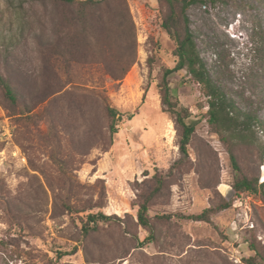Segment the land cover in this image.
I'll list each match as a JSON object with an SVG mask.
<instances>
[{"label": "rangeland", "instance_id": "1", "mask_svg": "<svg viewBox=\"0 0 264 264\" xmlns=\"http://www.w3.org/2000/svg\"><path fill=\"white\" fill-rule=\"evenodd\" d=\"M83 1L0 0V72L17 98L0 87V264H264V188L240 196L232 188L237 176L264 181V133L235 142L237 172L208 123L201 85L175 71L172 95L195 124L184 156L159 93L177 60L162 28L167 3L101 0L82 12ZM187 13L213 80L264 118V0L198 3ZM54 23L77 38L70 60L47 51ZM158 185L151 235L138 196ZM229 201L211 222L183 217ZM99 211L119 219L85 231L87 214Z\"/></svg>", "mask_w": 264, "mask_h": 264}, {"label": "trees", "instance_id": "2", "mask_svg": "<svg viewBox=\"0 0 264 264\" xmlns=\"http://www.w3.org/2000/svg\"><path fill=\"white\" fill-rule=\"evenodd\" d=\"M46 1V0H35ZM58 4L73 5L76 0H49ZM167 3L169 11L166 14L162 28L172 37L176 43V65L173 68H166L163 73L161 82L159 83V93L161 102L164 106V112L168 113L171 119L174 121L179 136V149L185 156L189 153V145L191 143L193 134L195 133V124L188 122L187 119L191 117L190 110L180 104L177 98L172 95L171 86L169 82V76L182 69H186L188 73L201 85L202 92L207 98V117L208 123L212 127L215 134H217L222 142L227 144L230 158L233 167L237 172H241V168L238 162V158L233 151V145L235 142L242 144H250L259 139L258 132L260 130L264 133V118L257 112L246 110L240 107L234 99L229 97L225 90L213 80L209 73L207 64L201 56V52L198 48L195 36L190 27V17L187 13L188 7L194 4H214L219 0H161ZM101 0H85L81 4L82 12L87 9H92L100 4ZM87 8V9H86ZM89 15V14H88ZM87 13L84 12L80 15L79 19H82L84 24L89 21ZM73 22V20H71ZM53 38L49 42L47 51L53 58L67 57L68 53L71 54V58L74 56L76 44H74L75 37L70 36L66 40V35L63 36L59 26L53 24ZM66 40V41H65ZM69 58V60L71 59ZM0 87L4 90L8 99L13 102L17 101L15 89L12 86L10 80L6 79L0 72ZM98 99H102L101 94L92 92ZM109 117H120L116 108L108 105H104ZM117 132L115 125L111 126V133ZM231 144V145H230ZM232 188L236 194L240 196L243 193L257 194L260 189L264 188V181L259 182V178H249L246 175L237 176L232 183ZM161 187L154 186L150 190H143L138 196V221L144 227L149 228L151 235L154 228L149 216L150 201L158 194ZM232 206V202H223L217 207L205 208L199 214H192L189 216H183L195 221L211 222L213 214L220 210L226 209ZM173 217L172 214L158 216L160 219L169 220ZM119 219L115 215H107L104 212H90L87 214V222L83 225V229L88 231L96 228L100 222H109ZM152 238V237H151ZM148 238L141 241L140 245L143 246L148 243ZM248 263L257 264L253 258L246 259Z\"/></svg>", "mask_w": 264, "mask_h": 264}]
</instances>
